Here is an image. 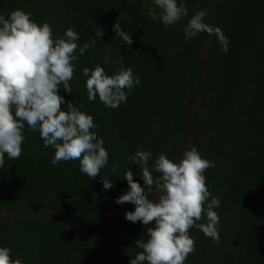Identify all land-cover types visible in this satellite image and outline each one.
Masks as SVG:
<instances>
[{
    "label": "trees",
    "instance_id": "16d2710c",
    "mask_svg": "<svg viewBox=\"0 0 264 264\" xmlns=\"http://www.w3.org/2000/svg\"><path fill=\"white\" fill-rule=\"evenodd\" d=\"M183 2L189 15L165 28L147 14L149 0H0V14L6 17L23 9L37 24L49 23L54 36L72 28L79 33L78 46L95 40V47L74 62L72 93L61 88L59 95L92 115L98 125L92 131L109 152L100 176L90 178L80 172L78 160L52 165L54 149L25 125L21 156H5L0 169V246L10 248L13 259L130 264L141 251L134 242L143 234L147 238V226L124 218L133 204L114 202L128 190L123 175L129 167L134 181L144 183L128 157L140 149L177 159L189 139L201 133L195 147L215 163L204 175L211 195L221 201L214 209L220 217L219 242L190 229L195 251L184 264H264V0ZM199 10H207L205 22L229 39L227 52L207 33L185 40L184 25ZM116 22L131 35L130 46L116 37ZM202 43L209 44L204 52L211 49L207 66ZM106 50L112 61L122 55L123 66L140 79L115 109L98 98L89 101L82 75L84 67L97 64L109 75L120 68L104 62ZM192 93L196 102L188 108ZM101 178L113 180V187L105 190ZM205 222L202 216L198 223Z\"/></svg>",
    "mask_w": 264,
    "mask_h": 264
},
{
    "label": "clouds",
    "instance_id": "9594fccd",
    "mask_svg": "<svg viewBox=\"0 0 264 264\" xmlns=\"http://www.w3.org/2000/svg\"><path fill=\"white\" fill-rule=\"evenodd\" d=\"M147 14L165 28L176 24L189 15L183 0H149ZM158 9V11H157ZM207 10H199L184 25L185 40L200 33L215 36L223 52L228 51L229 39L218 26L205 22ZM31 13L14 9L0 14V169L8 159H18L22 153L24 128L39 132L45 147L54 149L52 165L60 161H79V170L90 178L100 176V171L109 163V152L104 140L96 131L92 115L59 95L62 88L71 94L70 81L76 69L74 63L95 40L78 46L79 33L72 28L62 37L54 36L49 23L37 24ZM112 28L124 44L133 43L131 35L116 22ZM100 38L103 30L98 28ZM105 51V63L120 64L109 75L97 64L84 67L85 88L89 101L97 98L106 108L115 109L127 101V90L140 83L132 68L123 66V56L115 61ZM62 86V87H61ZM62 105H66V110ZM131 165L139 168L143 186L133 179L130 167L123 180L128 190L116 197V204L131 203L134 210L125 212L124 218L132 223L140 222L145 228L134 245L137 252L130 264H184L188 255L195 251V240L190 236L192 228L203 232L213 242H219L217 225L220 217L214 211L221 204L219 197L212 196L206 186L204 172L215 167L213 161L203 158L195 146L185 149L177 159L166 154L156 157L137 149L128 157ZM150 161H152L150 165ZM117 171V166H112ZM157 173V176H153ZM113 180L101 178L105 190L113 187ZM155 199H149V193ZM202 216L205 223H198ZM152 222L151 226H148ZM11 249L0 246V264H23L20 258L13 259Z\"/></svg>",
    "mask_w": 264,
    "mask_h": 264
},
{
    "label": "rangeland",
    "instance_id": "374dc122",
    "mask_svg": "<svg viewBox=\"0 0 264 264\" xmlns=\"http://www.w3.org/2000/svg\"><path fill=\"white\" fill-rule=\"evenodd\" d=\"M203 44V43H202ZM202 53H203V59H202V64H203V66H207V60H208V58H209V54H210V51H211V49L210 50H208L207 52H204V50H206V49H208V47H209V44L208 45H202ZM196 102V95L194 94V93H192L191 95H190V101H189V104H188V108L189 107H192V105H193V103H195ZM201 137V133H198V134H195L193 137H191L190 139H189V146H188V148L189 147H191V146H195V143L199 140V138ZM172 159H176L175 157H172ZM151 225H152V222H151ZM85 235H87V234H85Z\"/></svg>",
    "mask_w": 264,
    "mask_h": 264
},
{
    "label": "water",
    "instance_id": "95a60500",
    "mask_svg": "<svg viewBox=\"0 0 264 264\" xmlns=\"http://www.w3.org/2000/svg\"><path fill=\"white\" fill-rule=\"evenodd\" d=\"M24 215H27V214H23L22 216H24ZM47 217H49V218H51V219H53V220H55L56 222H59L60 220H58L55 216H53V215H48V214H45ZM69 226H71V227H73L71 224L69 225ZM75 230H78L79 232H80V229H78V228H74ZM86 233H88V234H90V232H86Z\"/></svg>",
    "mask_w": 264,
    "mask_h": 264
}]
</instances>
